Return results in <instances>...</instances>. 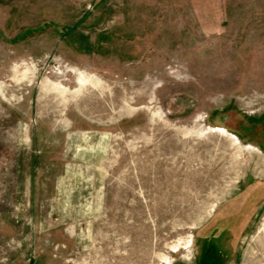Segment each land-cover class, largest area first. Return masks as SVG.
I'll list each match as a JSON object with an SVG mask.
<instances>
[{"label": "rangeland", "instance_id": "rangeland-1", "mask_svg": "<svg viewBox=\"0 0 264 264\" xmlns=\"http://www.w3.org/2000/svg\"><path fill=\"white\" fill-rule=\"evenodd\" d=\"M264 264V0H0V264Z\"/></svg>", "mask_w": 264, "mask_h": 264}, {"label": "flooded vegetation", "instance_id": "flooded-vegetation-1", "mask_svg": "<svg viewBox=\"0 0 264 264\" xmlns=\"http://www.w3.org/2000/svg\"><path fill=\"white\" fill-rule=\"evenodd\" d=\"M216 254L217 253L214 245L211 244V242H207L204 246V249L202 250V254L197 264H213L212 261L215 262L216 260H218Z\"/></svg>", "mask_w": 264, "mask_h": 264}]
</instances>
